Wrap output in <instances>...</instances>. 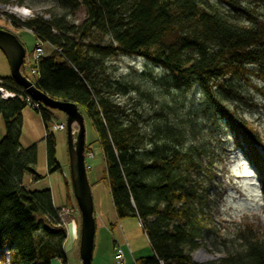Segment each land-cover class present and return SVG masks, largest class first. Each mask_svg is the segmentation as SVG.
Masks as SVG:
<instances>
[{"label": "trees", "instance_id": "1", "mask_svg": "<svg viewBox=\"0 0 264 264\" xmlns=\"http://www.w3.org/2000/svg\"><path fill=\"white\" fill-rule=\"evenodd\" d=\"M59 4L56 13L46 9L23 21L6 17L52 47L38 58L34 82L49 97L74 102L90 122L116 218L139 220L152 251L134 264H264V232L246 222L226 236L218 229L214 151L184 103L197 86L233 132L264 188V138L227 103L242 97L238 84L248 80L250 66L264 77V0ZM80 5L85 17L77 24L70 15ZM117 54L141 57L165 74L111 77L105 62ZM0 78L7 89L25 92L10 75ZM128 93H135L138 105L130 113L116 99ZM26 105L18 96L0 97V249L9 255L5 262L0 251V264H52L54 259L67 264L60 207L53 205L49 189L22 184L25 172L37 179L35 146L19 143ZM36 111L46 126L49 113L41 104ZM44 141L50 174L60 165L53 134ZM208 242L219 256L193 261L192 252Z\"/></svg>", "mask_w": 264, "mask_h": 264}, {"label": "rangeland", "instance_id": "2", "mask_svg": "<svg viewBox=\"0 0 264 264\" xmlns=\"http://www.w3.org/2000/svg\"><path fill=\"white\" fill-rule=\"evenodd\" d=\"M240 1L244 2L246 0ZM46 9L50 13H56L57 9L61 10L59 0H9L8 3L0 2V28L16 35L24 45L27 56H32L33 48L40 41L34 37L30 30L17 28L9 22L6 14H11L19 21H23L34 15L43 14ZM84 17L85 8L82 5L78 6L74 13L70 15V19L77 24H80ZM41 45L45 55L52 52V47L48 43H42ZM1 58L4 59L3 63L7 66V71L9 72L7 60L0 51ZM105 63L112 67L111 77L115 78H120L129 73L135 76L145 73L146 75L157 77L165 74L161 68L138 56L117 54L109 57ZM252 68L250 66L251 72L248 74V80L238 84L242 97L228 100L227 103L238 114H241L252 123L264 138V77H259L256 71L253 70L254 68ZM116 99L122 108L128 111L127 113H130L134 106H138L135 93L118 95ZM184 103L186 111H190L195 116L194 126L199 131L200 137H203L204 142L214 151L216 170L218 171L215 176L217 198L215 199L214 214L218 221L220 233L226 236L237 223L242 222H246L259 231L264 232V188H262L256 169L244 154L243 149L238 146L233 132L229 129L226 122L219 117L218 113H214L211 110L197 86L190 89L184 98ZM45 110L50 115L46 126H44L39 111L32 109L28 105L22 110L23 123L19 143L22 148L31 145L35 146L36 164L33 172L37 176V179L31 178L29 180L30 173L25 172L22 176V184L29 190L49 189L55 206L69 207L68 212L70 213L61 214L59 218L61 225L65 228L71 221L72 216L75 215V225L78 233L80 215L69 182L66 127L62 131L53 133L56 158L60 169L50 174L46 170L44 133L50 123L61 122L66 126V116L56 109L45 107ZM84 125L85 145L89 144L90 151L93 152L92 159H87L90 168L86 169V174L91 186L94 208L100 213V215H97L98 222L99 224L102 220L107 222L108 218H110L113 221L110 223L116 224L117 218L110 198L109 188L103 177L104 165L99 145L96 142L91 124L86 118H84ZM3 133V122L0 116V139ZM62 172H65L67 179L63 178ZM123 221L122 231L117 225L116 227L119 230L116 229L114 231H109V229L105 231L103 227L98 225L97 241H99L101 236L103 240L106 238V241H102L101 244L97 243L93 251L92 264H100V258L106 256V253L103 252H106L107 245L110 246L111 251V247L115 242L117 244L124 242L121 245L128 263L130 251L144 254L142 256H148L151 253L149 242L140 223L132 218H126ZM110 227L112 228V226ZM210 245V242H208L205 248H199L192 252V260L200 263L218 257L219 254ZM0 251L4 252L6 262L9 259L8 253L4 249H0ZM64 255L67 264H80L77 238H75L72 248L64 251ZM111 261L112 263L110 264H115L114 257ZM127 262L125 264H128ZM52 264H58V261L54 259Z\"/></svg>", "mask_w": 264, "mask_h": 264}, {"label": "water", "instance_id": "3", "mask_svg": "<svg viewBox=\"0 0 264 264\" xmlns=\"http://www.w3.org/2000/svg\"><path fill=\"white\" fill-rule=\"evenodd\" d=\"M0 51L5 56L10 77L42 106L56 109L66 116L69 182L79 211L78 256L80 264H92L95 237V209L84 164L85 125L83 114L71 101L57 100L39 90L36 83L21 72L25 47L15 34L0 28Z\"/></svg>", "mask_w": 264, "mask_h": 264}, {"label": "built area", "instance_id": "4", "mask_svg": "<svg viewBox=\"0 0 264 264\" xmlns=\"http://www.w3.org/2000/svg\"><path fill=\"white\" fill-rule=\"evenodd\" d=\"M7 20L13 24L12 20H10L8 17H7ZM42 55H43V47H42V45L40 43L37 44L33 48L31 57L27 56V54H25L24 61H23V64H22L23 74L24 75H28L29 77H33V79H30L32 81H34V78L37 75L36 62H37L38 58L41 57ZM16 96H18L21 100L23 99V101L28 106H30L32 109H34V110H38L39 109L40 103L34 101L30 96L25 94V92L23 90H20L19 92H16L15 90L7 89L4 86V81L2 79H0V97L3 100H6V99H9V98H14ZM49 126H48V129L45 132V136H48L51 133H54L56 131H62L64 129V127H65V125L63 123H61V122L51 123ZM86 155L89 158L92 157V153H90V152H87ZM62 176H63V178H67L65 172H62ZM68 211H69V207H60V209L58 211V217L60 218L61 214L70 213ZM71 224H73L75 226V215L72 216V219L66 225V228L68 229ZM114 259H115V263L116 264H123V262H122L123 261L122 260V253H121V251L119 249L115 250Z\"/></svg>", "mask_w": 264, "mask_h": 264}, {"label": "crops", "instance_id": "5", "mask_svg": "<svg viewBox=\"0 0 264 264\" xmlns=\"http://www.w3.org/2000/svg\"><path fill=\"white\" fill-rule=\"evenodd\" d=\"M3 60L4 59H0V68H1V74H0V77H6V76H8L9 75V72L7 71L8 70V68H7V66L3 63ZM31 178H32V174H30V178H29V180H31ZM53 205H54V203H53ZM55 206V205H54ZM55 207H57V206H55ZM95 209V208H94ZM97 215H100V213L97 211V209L95 210V222H96V228H95V238H94V249H93V251L95 250V248H96V246H97V243L98 244H101L102 243V241L103 242H105L106 241V238L103 240L102 239V236L100 237V239H99V241H97V231H98V225H100V227H103L104 229H105V231H107V229H109V231H114V230H116V229H120L121 231H122V226H123V220H125L126 218H122V219H117V221H116V224H114V223H110V222H113L110 218H108V220H107V222H105L104 220H102V221H100V224H99V222H98V217H97ZM133 220H136V221H138L136 218H132ZM109 224H110V226H112V228L109 226ZM116 225L118 226V228L116 227ZM109 227V228H108ZM118 229V230H119ZM122 243H124V242H121V243H119V244H117L116 242L112 245V247H111V251H110V246L109 245H107V247H106V252H103V253H106V256H103L102 258H100V260H99V262H100V264H110V263H112V261L111 260H113V257H114V252H115V249H119V250H121L122 251V253H123V263L125 264V262H127V259H126V255L124 254V251H123V249H122ZM104 246V245H103ZM109 251H110V253H109ZM98 253H102V252H98ZM108 253V254H107ZM152 254V251H151V253L149 254V255H151ZM110 255H112V256H110ZM139 256H142V255H140V254H137V252L136 251H130V255H129V257H128V260H129V263L128 264H134V261H135V259L137 258V257H139Z\"/></svg>", "mask_w": 264, "mask_h": 264}, {"label": "bare ground", "instance_id": "6", "mask_svg": "<svg viewBox=\"0 0 264 264\" xmlns=\"http://www.w3.org/2000/svg\"><path fill=\"white\" fill-rule=\"evenodd\" d=\"M40 44H42V42H40ZM26 51V50H25ZM26 54V53H25ZM21 72H22V74H23V69H22V67H21ZM9 75H10V72H9ZM24 75V74H23ZM28 80H30V79H33V77H29L28 75H24ZM1 79V78H0ZM30 81H32V80H30ZM26 92V91H25ZM23 100V99H22ZM35 101V100H34ZM37 102V101H36ZM84 117V116H83ZM66 127V126H65ZM65 127H64V129H65ZM63 129V130H64ZM44 137H46L45 136V133H44ZM87 152H90V153H92V157H93V152H91L90 151V149H86V147H85V149H84V164H85V167H86V169H89L90 168V165H89V163L87 162V159H92V157L91 158H89L86 154H87ZM138 222H139V220H138ZM140 223V222H139ZM141 225V224H140ZM75 238H76V227L73 225V224H71L70 226H69V228H68V230H67V233H66V239H65V241H64V243H63V250L65 251V250H67V249H69V248H72V246H73V244H74V241H75ZM121 251V250H120ZM121 253H122V251H121ZM140 255H144V254H140ZM122 260H123V253H122Z\"/></svg>", "mask_w": 264, "mask_h": 264}]
</instances>
